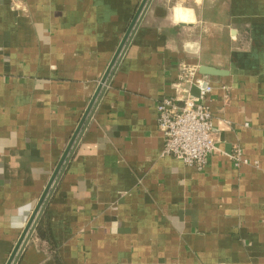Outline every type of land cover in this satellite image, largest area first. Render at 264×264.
<instances>
[{
	"label": "crops",
	"instance_id": "1",
	"mask_svg": "<svg viewBox=\"0 0 264 264\" xmlns=\"http://www.w3.org/2000/svg\"><path fill=\"white\" fill-rule=\"evenodd\" d=\"M141 2L0 0V264ZM181 62L223 71L205 77L218 149L201 170L162 154ZM43 229L17 264H264V0H152Z\"/></svg>",
	"mask_w": 264,
	"mask_h": 264
},
{
	"label": "built area",
	"instance_id": "2",
	"mask_svg": "<svg viewBox=\"0 0 264 264\" xmlns=\"http://www.w3.org/2000/svg\"><path fill=\"white\" fill-rule=\"evenodd\" d=\"M193 86L198 88V95L192 94ZM173 88L174 95L163 97L156 106L158 126L164 138L162 154L201 170L218 149L213 115L205 102L213 86L200 73L198 65L181 62ZM231 157L237 164L243 161L239 148Z\"/></svg>",
	"mask_w": 264,
	"mask_h": 264
},
{
	"label": "water",
	"instance_id": "3",
	"mask_svg": "<svg viewBox=\"0 0 264 264\" xmlns=\"http://www.w3.org/2000/svg\"><path fill=\"white\" fill-rule=\"evenodd\" d=\"M152 0H142L139 8L137 9L135 15L133 16V19L128 27V29L125 32V35L118 46L116 53L114 57L112 58L110 64L107 67L106 72L104 73L100 84L98 85L89 105L87 106L75 132L73 133L70 142L65 149L63 155L61 156L46 188L44 189V192L42 193V196L39 198L34 210L32 211L30 218L28 219L24 230L17 241L13 251L11 252L8 261L6 264H17L25 246L30 237L32 236L42 214L44 213L51 197L56 189L63 173L65 172L72 155L82 137V134L84 133L91 117L93 116L100 99L106 89V86L110 83L120 61L122 60V57L124 56V53L126 52L130 41L132 37L134 36L141 20L143 19L148 7L150 6ZM199 71L201 74L206 77V75H212V74H222L223 71L215 68L213 66L209 65H201L199 68ZM192 94L198 95L199 90L197 87H192Z\"/></svg>",
	"mask_w": 264,
	"mask_h": 264
},
{
	"label": "trees",
	"instance_id": "4",
	"mask_svg": "<svg viewBox=\"0 0 264 264\" xmlns=\"http://www.w3.org/2000/svg\"><path fill=\"white\" fill-rule=\"evenodd\" d=\"M44 214V213H43ZM43 214L36 226V229L38 231V234L42 237V238H45L47 235H46V232L44 231L43 229Z\"/></svg>",
	"mask_w": 264,
	"mask_h": 264
}]
</instances>
